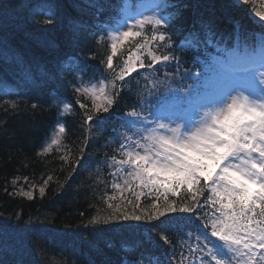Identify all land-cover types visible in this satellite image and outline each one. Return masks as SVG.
<instances>
[{
	"label": "trees",
	"instance_id": "1",
	"mask_svg": "<svg viewBox=\"0 0 264 264\" xmlns=\"http://www.w3.org/2000/svg\"><path fill=\"white\" fill-rule=\"evenodd\" d=\"M1 1L5 5L0 13L7 20L0 19V224H5L11 232L17 231L11 237L28 245L29 256L37 264H118L122 257L112 250L114 238L111 235L121 233L119 226L125 221L102 222L112 210L102 195L94 165V158L101 154L103 127L84 123V113L92 106H88L86 100V108L81 109L80 102L72 99L76 91L71 70L76 66L73 58L86 68L102 60L105 64L107 44L93 42L86 31L94 19L92 8L110 0ZM161 2L160 12L169 16V30L174 39L182 32H201L208 34V38H218L221 43L229 44L235 35H242L249 42L247 34L264 33V21L255 15L264 11V0ZM39 5L46 7L45 10L35 12L33 7ZM49 19L51 22L45 23ZM202 36L204 34L197 38ZM141 38L144 43L149 42L145 34ZM130 45L132 42L126 41L119 46L114 63L127 59L130 53H125ZM204 52L201 51L200 58L204 57ZM34 58H39L40 63ZM117 64L114 69L123 68L122 64L119 67ZM63 99L64 103L72 105L69 112H61L58 103ZM121 104L117 97L113 107L119 110ZM58 123L65 125V132L59 138L67 143L68 151L63 156L66 159L41 150L47 129L55 131ZM75 165L82 171V176L77 178L70 176ZM87 165L90 166L86 168ZM49 175L53 179L45 186ZM41 186L45 187L43 195L39 192ZM21 190L32 191L33 198L20 195ZM93 217L100 218L101 222L91 223ZM40 226L60 236L44 233L39 230ZM153 227V235L159 240L153 244L160 247L165 243L158 231L172 238L176 228L174 222ZM79 241H82L79 249L67 244ZM133 243L123 245L129 249ZM3 245L5 253L11 249L7 239L3 238ZM166 252L168 250L163 256Z\"/></svg>",
	"mask_w": 264,
	"mask_h": 264
},
{
	"label": "snow or ice",
	"instance_id": "2",
	"mask_svg": "<svg viewBox=\"0 0 264 264\" xmlns=\"http://www.w3.org/2000/svg\"><path fill=\"white\" fill-rule=\"evenodd\" d=\"M133 8V5L125 4L118 11L125 13L123 19H132L129 13ZM255 15L264 21V11ZM50 22V19L45 21ZM166 23L155 15L144 16L122 32L118 29L109 32L112 43L107 69L115 71L114 57L120 45L129 38L142 36V32L134 31V28L143 29L145 25L157 28ZM151 41L165 42V34L154 33ZM167 46L171 47L170 44ZM143 47L137 45V50ZM147 55L151 63L146 65L142 56L136 55L133 59L129 54L128 60L124 61L125 67L116 72L111 82L115 94L103 82L98 90L85 89L93 96L91 109L84 113L86 125L101 126L100 122L106 119L101 114L110 112L119 94L115 81L126 83V77L138 69L153 68L176 59L174 55L154 54L150 45ZM208 83H211V89L201 96L194 109L167 115L154 113L157 117L153 122L155 126L137 128L139 138L125 135L126 143L120 144V154L124 158H111L113 166H118L117 171L126 173L136 187L142 189L136 193V202L128 200L127 204L138 209L139 201L145 195L143 190H147L156 201L163 197V210H159L155 201L151 205L153 211L140 214L128 213L126 206L109 203L108 208L112 211L102 222L153 221L177 211L194 214L202 206L210 205L213 211L204 227L210 223L211 233L210 236L204 234L203 240L211 261L214 264H264V37L256 47L234 48L216 57L206 66L205 86ZM76 91L80 92V89ZM80 108L85 109L86 105L80 103ZM71 109V103H64V112ZM126 115L140 119L136 110ZM57 127V135L65 132L64 124L58 123ZM52 143L56 144L58 140L54 139ZM49 150L45 148V152ZM52 179L49 175L44 185ZM124 183L129 184V180L125 178ZM182 189H186L193 203L177 208L169 202V194L176 197ZM205 190L208 198L202 205L200 197ZM39 192L43 195L45 187L41 186ZM19 194L33 198L32 191L21 190ZM90 222L95 224L101 220L93 217ZM210 237L216 238L215 241ZM160 239L165 244L171 243L166 235ZM200 264L210 262L201 257Z\"/></svg>",
	"mask_w": 264,
	"mask_h": 264
},
{
	"label": "bare ground",
	"instance_id": "3",
	"mask_svg": "<svg viewBox=\"0 0 264 264\" xmlns=\"http://www.w3.org/2000/svg\"><path fill=\"white\" fill-rule=\"evenodd\" d=\"M35 12H40V11H44L46 7L44 6H34L33 7ZM44 8V9H43ZM41 45H44L43 43H39ZM36 63H40L39 62V58H34ZM43 62V61H41ZM47 60L44 61V63H46ZM110 113H118L117 110V106H114L111 110ZM100 124H102V121L100 122ZM48 131L46 132V139L44 140L43 144L45 145V148H49L50 150L47 151L50 152V154L56 155V156H60L63 157L66 155L67 151H68V146L67 143L65 141H63L61 138L53 135L52 131H50V129H47ZM49 132V133H48ZM56 139L58 140V143L53 144L52 141ZM42 152V151H41ZM41 152L39 151L38 154L41 155L43 157V155L41 154ZM81 169L79 168V166H76L72 168V172L70 174L71 177L73 178H77V176H82L81 173ZM1 222V221H0ZM6 225L5 224H0V228H2V231L4 232L3 235L6 234V236L8 237V241H9V245H11V249H9L6 253L2 254L0 256V264H8L10 262H13L14 264H16V260L18 261H26V264H37V261L33 258L29 256V249H28V245H24L20 242H16L11 236L13 234L14 231H9L6 229ZM30 227L32 228V226L30 225ZM114 238V245L112 247V250L117 251V254H120L121 257H123L125 255L126 252V247L125 245H123L126 242H131L133 243V241L127 237H122V236H114L111 235ZM66 239V238H65ZM92 240V238H89V241ZM79 243V244H78ZM76 243H70L68 242L67 244H71L74 246V249L78 248L81 245L82 241ZM116 244H119L117 246H115ZM146 247H148L149 249H151L152 251H154L155 253H159L162 254L166 249H163L165 247H160V246H156L153 244H147ZM83 250V249H81ZM111 250V251H112ZM131 255L135 258V259H141L142 257V250L140 247H138L137 245H135L133 243V245L131 246ZM25 258H28L27 260Z\"/></svg>",
	"mask_w": 264,
	"mask_h": 264
},
{
	"label": "rangeland",
	"instance_id": "4",
	"mask_svg": "<svg viewBox=\"0 0 264 264\" xmlns=\"http://www.w3.org/2000/svg\"><path fill=\"white\" fill-rule=\"evenodd\" d=\"M5 4H3V2L0 0V8H2ZM145 8L144 7H141L140 10L143 11ZM2 14L0 13V19H2V21H6L7 18L5 17H2L1 16ZM2 17V18H1ZM81 33V32H80Z\"/></svg>",
	"mask_w": 264,
	"mask_h": 264
}]
</instances>
